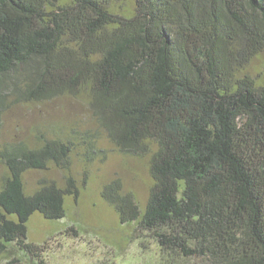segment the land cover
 <instances>
[{"label": "trees", "instance_id": "obj_1", "mask_svg": "<svg viewBox=\"0 0 264 264\" xmlns=\"http://www.w3.org/2000/svg\"><path fill=\"white\" fill-rule=\"evenodd\" d=\"M261 53L264 0H0V123L11 104L85 97L121 151L150 155L144 206L119 178L102 191L121 223L169 264H264V83L248 72ZM72 148L0 145V252L35 253L30 217L66 215L74 176L28 193L24 173L68 170Z\"/></svg>", "mask_w": 264, "mask_h": 264}, {"label": "rangeland", "instance_id": "obj_2", "mask_svg": "<svg viewBox=\"0 0 264 264\" xmlns=\"http://www.w3.org/2000/svg\"><path fill=\"white\" fill-rule=\"evenodd\" d=\"M116 6L125 12L134 8V2ZM248 72L264 83V53L253 58ZM43 138L73 142L69 169L50 164L46 169L27 170L26 192L33 193L43 178L63 186L65 173H70L79 195L67 196L63 218L48 219L35 212L28 221L26 241L38 246L36 252H26L16 241L8 242L0 252V264H169L158 244L135 224L121 223L114 206L102 196L104 187L119 178L124 191L134 193L144 206L153 183L150 155L121 151L95 119L85 97L58 96L11 104L0 123V145L25 141L35 147ZM7 174L0 162V189Z\"/></svg>", "mask_w": 264, "mask_h": 264}]
</instances>
